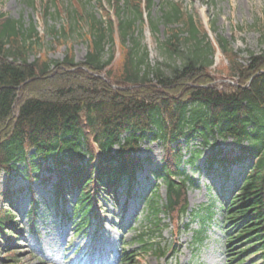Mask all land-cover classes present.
Segmentation results:
<instances>
[{
    "label": "trees",
    "instance_id": "trees-1",
    "mask_svg": "<svg viewBox=\"0 0 264 264\" xmlns=\"http://www.w3.org/2000/svg\"><path fill=\"white\" fill-rule=\"evenodd\" d=\"M152 4L153 0H126L130 13L120 21L121 50L107 61L101 60L105 28L93 13L89 52L82 62H75L71 52L62 61L41 54L29 62L23 28L0 14V173H24L31 182L41 178L52 182L55 176L52 208L70 215L67 203L69 196L74 197L72 218L77 229L84 230L97 224L93 218L99 216L95 210L101 193L118 201L120 185L132 190L144 166L141 144L152 138L162 142L165 151L163 165L154 171L166 186L162 210L179 228L188 213V190L197 185L184 166L198 167L202 153L195 149L184 159L181 140L201 137L204 146L212 147L207 168L219 161L254 160L243 184L222 206L226 264H239L255 253L256 244L264 250V50L241 62L221 37L229 65L222 63L217 77L209 59L213 46L201 45L194 17L185 19L181 8L174 6L164 13L171 26L163 47L182 56L181 63L170 66L169 73L160 66L153 68L145 61L147 51L136 57L124 44L125 38H134L136 21L144 20ZM151 24L157 30V23ZM35 32L31 27L28 36ZM191 38L197 42L193 52L186 53L181 45ZM144 65L147 71L141 75ZM221 137L232 138L241 154L219 157ZM214 206L215 202L203 203L193 211L192 219L200 218L199 229L194 230L198 245L207 239L206 222L214 220ZM29 216L33 231L39 233L37 205ZM14 223L13 215L0 209V233L7 244L0 246L7 251L14 237L4 229ZM190 224L185 223L186 228ZM120 255L122 264L138 262L136 251L126 246Z\"/></svg>",
    "mask_w": 264,
    "mask_h": 264
},
{
    "label": "rangeland",
    "instance_id": "rangeland-1",
    "mask_svg": "<svg viewBox=\"0 0 264 264\" xmlns=\"http://www.w3.org/2000/svg\"><path fill=\"white\" fill-rule=\"evenodd\" d=\"M174 6L181 8L185 19L194 17L201 45L206 49L208 43L213 46L209 59L213 61L211 68L217 77L221 64L229 65L219 42L221 37L229 49L240 55L241 62H246L251 53L264 50V0H153L144 20L136 21L134 38L130 35L124 43L133 49L136 57H143L147 51L145 61L153 68L160 66L169 73L170 66L181 63L182 56H173L163 47L171 26L165 21L164 13ZM92 13L105 28L101 60L107 61L111 56H118L121 50L120 21L130 13L126 0L120 3L117 0H0V14L16 20L25 32L29 62L41 54L50 60L62 61L70 52L75 62L84 61L89 52V15ZM151 21L157 23V30ZM33 26L36 32L29 37L28 30ZM184 35H188L186 31ZM195 42L191 38L181 45L182 50L192 53ZM146 71L144 65L140 74ZM150 77L153 78L152 73ZM219 143L223 152L219 157L241 154L232 138L221 137ZM181 146L184 159L191 157L195 149H201L202 153L196 161L198 167L192 168L190 163L184 166L185 174L197 185L188 190V213L179 228L170 214L162 210L166 186L162 179H156L154 171L163 165L165 151L162 142L152 138H146L141 144L144 166L138 172L134 188L128 193L126 184L119 186L118 202L112 195L101 193L99 216L95 219L98 223L84 231L76 230L71 220H64L66 215L51 207L55 176L52 182L43 178L30 182L24 173L10 176L0 173V209L9 211L16 219L12 228L4 229L14 241L10 251L0 246V257L7 259H0V264H118L122 241L136 251L138 264H226L222 205L242 185L253 160L219 161L207 168L211 143L204 146L203 139L197 136L190 142L182 139ZM23 169L25 165L20 167L22 172ZM213 202L214 220L206 222L207 240L198 245L194 230L199 229L200 218L192 219L193 211L203 203ZM35 205L39 208V235L32 231L29 221ZM69 211L73 209L69 207ZM188 222L190 228L185 226ZM0 245H7L2 232ZM255 248V253L239 264H264V250L258 244ZM12 251L15 253L9 254Z\"/></svg>",
    "mask_w": 264,
    "mask_h": 264
}]
</instances>
